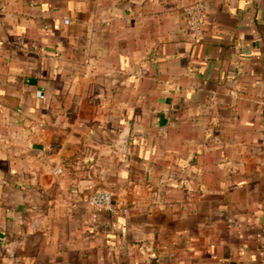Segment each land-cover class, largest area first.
<instances>
[{"label":"crops","instance_id":"1","mask_svg":"<svg viewBox=\"0 0 264 264\" xmlns=\"http://www.w3.org/2000/svg\"><path fill=\"white\" fill-rule=\"evenodd\" d=\"M0 264H264V0H0Z\"/></svg>","mask_w":264,"mask_h":264},{"label":"built area","instance_id":"2","mask_svg":"<svg viewBox=\"0 0 264 264\" xmlns=\"http://www.w3.org/2000/svg\"><path fill=\"white\" fill-rule=\"evenodd\" d=\"M231 1V0H228ZM208 6L206 1H200L194 5L185 8V19L189 31L194 39H199L203 33V27L207 19ZM37 97L43 98V93L38 92ZM90 206L94 209L93 224H97L99 214L108 211L113 205V194L110 191L101 190L95 192L87 199ZM127 212V210H126ZM6 239H3L5 241Z\"/></svg>","mask_w":264,"mask_h":264}]
</instances>
